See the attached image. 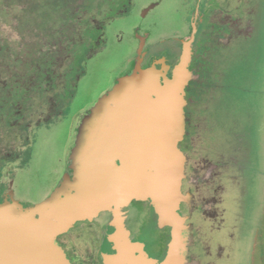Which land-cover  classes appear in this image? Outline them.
I'll return each instance as SVG.
<instances>
[{
	"label": "rangeland",
	"instance_id": "374dc122",
	"mask_svg": "<svg viewBox=\"0 0 264 264\" xmlns=\"http://www.w3.org/2000/svg\"><path fill=\"white\" fill-rule=\"evenodd\" d=\"M143 32L158 43L174 33L197 37L194 67L202 65V76L185 84L180 173L182 180L210 178L191 186L201 214L210 202L219 204L212 209L218 218L207 220L212 233L192 232L189 256L202 264H264V0H0V219L12 230L27 223L30 235L37 232L42 214L31 215L30 207L43 204L69 175L76 152L89 143L77 133L80 120H93L95 110L88 114L89 109L127 83L129 75H121ZM110 190L108 184L89 217L56 234L55 247L66 264H72L66 253L89 264L97 242L108 250L113 240L127 246L132 238L122 233L124 221L134 224L150 253L159 248L156 235L168 247L170 264H194L185 253L188 217L177 211L178 227L159 228L158 220L156 225L147 213L134 212L128 202L114 206ZM181 193V201L191 204V193ZM106 222L114 231L105 229Z\"/></svg>",
	"mask_w": 264,
	"mask_h": 264
},
{
	"label": "water",
	"instance_id": "95a60500",
	"mask_svg": "<svg viewBox=\"0 0 264 264\" xmlns=\"http://www.w3.org/2000/svg\"><path fill=\"white\" fill-rule=\"evenodd\" d=\"M190 59L188 45L172 78L166 76L165 70L137 68L125 78L127 83L122 89L104 96L95 109L99 114H94L99 123L89 120L93 124L84 132L89 143L76 152L69 175L43 204L30 207L31 215L42 214L37 232L30 235L27 223L12 230L13 226L0 219V264H66L54 243L56 234L61 226L63 229L66 225L65 232L75 220L86 219L94 202L105 198L108 184L111 188L108 200L112 199L118 208L130 196L151 198L159 227H178L184 158L178 147L179 124L183 125L180 111ZM160 77L164 78L163 84ZM130 85L132 89L123 96V90ZM145 104L150 106L145 109L142 107ZM117 159L121 162L118 167ZM116 231L118 238L119 222ZM119 251L115 264H136L133 258L128 262L121 257V246ZM144 258L143 254L141 264L148 263V258ZM166 258L164 264L170 262V255Z\"/></svg>",
	"mask_w": 264,
	"mask_h": 264
},
{
	"label": "flooded vegetation",
	"instance_id": "af4514ba",
	"mask_svg": "<svg viewBox=\"0 0 264 264\" xmlns=\"http://www.w3.org/2000/svg\"><path fill=\"white\" fill-rule=\"evenodd\" d=\"M159 3H160V1L154 2L153 5H151L154 7L150 8L151 7L150 6L149 7L150 9L149 8L146 9V7H145L146 10L144 9L145 11L143 12V15L147 16L148 13L152 9L156 8V6ZM105 13H107L106 10H105ZM140 15L141 14L139 13V16ZM131 16L132 17L136 16V14H131L129 17L131 18ZM136 29H137L136 26L134 27V29H132V31H134V37H135ZM198 30H199V27L197 26V28L195 29V32L197 33ZM124 37H125V34H123L121 36L120 42L123 40ZM150 38H151V36L149 35V33L147 34V32H145V33L143 32L142 37L140 38V40L137 41V50H136V53L134 54L135 56L133 59H131L132 60L131 62L130 61L128 62L129 67L126 66L124 68L123 74L121 76L131 75L136 71L137 68H141L143 70H146V69L149 70V69L156 68L157 70H165L166 76L172 78L173 73H174L173 72L174 68L180 63V60L183 56V53H184L186 47L189 45V53H190L191 59H190V62L187 66V69H186L185 80H186V82H188L187 86H188L189 82H191V80H193V81L197 80L198 81L200 79V77L202 75L199 73L200 72L199 70L202 67V65L200 67V63H199L194 67L195 62L198 61L195 59L199 55V52H198L199 49L195 50V47H194L195 41L197 39L196 36L193 35L190 38L188 37V38L182 39L181 36L174 33L170 37L166 36L165 39H161L159 43L155 42V41H151ZM163 42H169V43L171 42V44L169 46L173 45V47H171V48L168 47V49H164L162 51H159L158 53L154 52L155 49L159 48L160 47L159 45H161ZM197 48L198 47L196 46V49ZM200 51L205 52L203 49H201ZM204 64H205V60H204ZM190 70L193 71L192 73L196 72L195 74H197V77L194 76L192 73H190ZM160 80L162 83L164 81V78L160 77ZM185 90H187L186 86L184 87V96H187V91L185 92ZM112 93H113V91L112 92L108 91L104 95L111 96ZM94 110H95V107H92L89 109V111L87 113L90 114ZM96 113L99 114V112H96ZM82 119H83V122L85 121L83 125L81 123ZM82 119L80 120L81 126L79 124L80 127L78 126L79 128H77V133H78V131H80L81 133H84L87 130V128L89 127V125L93 124L92 123L93 120L89 121L87 118L84 119V117ZM94 121L96 124L99 123V120H97V119H94ZM95 127L99 128L98 126H95ZM126 130H127L126 132L130 131L129 127H127ZM131 132H133V131H131ZM0 135H1V132H0ZM185 137H187V136H185ZM185 137L180 142L179 146H181V144L185 140ZM126 144H128V143H126ZM128 148H130V147H128ZM183 148H186V147L183 146ZM115 164L117 167L120 166V164H121L120 159H117ZM196 170L197 169H195L194 172H196ZM209 179L210 178H208V177H206V178L201 177L200 178L199 175H192L190 178L185 176V177H183V180H182L181 191L184 194L191 193L192 200H191V204L183 203L182 201H180L181 204L179 206L178 211L180 214L188 217L189 221H192V226H191V231H190L191 238H192V232L194 230H196L198 233H203L205 231L208 232V229H209L210 232L212 233V231L215 228L214 227V228L210 229L209 228L210 223H207V220L209 221V220H212L211 218H213V219L218 218L217 214L212 213V209L213 210H214V208L217 209L218 208L217 204H219V203L215 202V204H212V202H210V204L204 208L205 214H201L202 211L200 213L199 210H197L196 199L193 198L194 196H193L192 188H191V186L196 187V185L200 184L201 181L206 183V182H208ZM184 182H186L187 184H184ZM188 185H190V186H188ZM127 205L129 208L133 209L134 212H136V213L141 212L144 215L147 213L148 218L150 220H153L155 218L154 223L157 225L156 221L158 220V214H157L155 206L152 203L151 198H142V197L138 198L135 196H130ZM114 206H116V205L114 204ZM154 215H157V217H154ZM202 215L207 216V217H203ZM197 218H200V219H198L199 220L198 223L196 221H194V220H197ZM87 222L88 221H80V222H77V225L80 223L85 224ZM92 223H95V222H92ZM106 223H107V225H106L105 229L111 228L114 231L112 222H106ZM132 223H134L133 220H132ZM203 224L206 225L205 228H203ZM121 228H122V233L124 234L125 237L129 236L132 238L131 242L127 246L122 247V253H121L122 258H124L125 260H128L130 250L134 249L135 250L134 256L132 258L134 259L133 261L136 262V264L142 263L141 257H143L144 253H146L148 255L147 258H150V260H151L150 262H148V264H150L154 259H157L158 256L161 257V255H162V257H161L160 262H158V264H163L164 258L168 254V252H167L168 247L162 246L163 244H162V241L159 239V237L157 238V236L155 235L156 239L158 240V244L156 246L159 248L157 250L156 249L153 250V253H150L148 251V245L146 242L147 240H143L140 236H138V230H134V224H131V221H127V222L124 221ZM206 228H207V230H206ZM168 229H170V228L166 227V233H167ZM201 229H203V231ZM67 233H66V235H67ZM208 235H210V234L208 233ZM208 235H207V237H208ZM165 236H167V235H165ZM82 238L84 239L85 237H82ZM104 238H107V235ZM161 238H162V236H161ZM191 238L186 243L187 248L185 249V253H187V258H189L190 260L192 259L194 264H196L197 262L202 264V262L199 259H195L194 257L189 256V253H190L189 249L191 248V243H194V239L193 238L191 239ZM95 240H97V239L95 238ZM104 243L102 244V246H99V242L95 243L96 248H95V250H93L92 260H90L89 264H115L116 260L114 258L115 257L117 258V255H118L117 253L119 251L120 244L117 243V241L113 240L112 243H110V248L108 250L109 245H108L107 249H104L105 248ZM161 247H162V249H161ZM62 249L66 253L67 250L65 248V243L62 245ZM163 249H164V252H163ZM66 256H67V260L71 261L72 264H82L78 260H75V262H74L73 257H72L73 259H70L71 254L66 253ZM72 260H73V262H72ZM131 264H135V263H131ZM145 264H147V263H145Z\"/></svg>",
	"mask_w": 264,
	"mask_h": 264
},
{
	"label": "crops",
	"instance_id": "0c3cea01",
	"mask_svg": "<svg viewBox=\"0 0 264 264\" xmlns=\"http://www.w3.org/2000/svg\"><path fill=\"white\" fill-rule=\"evenodd\" d=\"M186 257V256H185ZM185 259V261H186V258H184ZM163 264H164V262H163ZM168 264H170V262L168 263Z\"/></svg>",
	"mask_w": 264,
	"mask_h": 264
}]
</instances>
